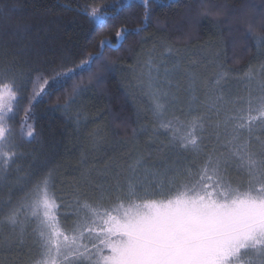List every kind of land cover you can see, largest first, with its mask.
I'll return each instance as SVG.
<instances>
[{
    "label": "snow or ice",
    "instance_id": "6c2138e0",
    "mask_svg": "<svg viewBox=\"0 0 264 264\" xmlns=\"http://www.w3.org/2000/svg\"><path fill=\"white\" fill-rule=\"evenodd\" d=\"M152 3L153 0H142L144 21H150ZM127 7L131 5L117 3L94 7L86 3L82 11L102 28L105 16L110 12L114 16ZM254 8V5H245L240 11L246 18L247 36L264 48V13H260V27L257 28L253 23L255 15L245 11ZM196 11L199 17H224L225 20L231 15L226 7L204 3L203 0ZM10 12L7 6L0 5V21L6 24ZM143 30L142 24L137 32ZM24 31L25 25H15L14 34ZM127 32V28L120 27L112 39H126ZM112 39L100 40L99 47L114 49ZM168 50L171 51V47ZM148 63L152 66L154 62L150 60ZM93 65L95 71H92ZM111 70V62L98 50L89 53L79 64L56 71L47 78L38 77L42 81L39 91L28 97V105L20 118L21 135H35L34 124L28 122L33 119L34 102H40L44 95L51 96L63 90V106L68 107L87 86L81 80L72 84L71 91H68L69 82L78 74L89 72L87 83L91 85L93 82L98 84ZM245 75L249 81L256 75L261 77L259 95L249 91L247 97L238 95L230 100L222 88L225 73H217L214 80L206 82L211 102L204 107L210 115H205L200 107L190 105L184 120L176 115L160 119V128L176 146L199 153L203 134L211 127L216 147L207 152V159L195 173L191 167L185 169L182 175H186L188 180L184 182L182 191H173L175 185L168 184L166 191L151 193L158 199H142L137 196L138 185L130 183L127 207L121 203L103 215L96 209H90L94 217L103 221L99 231L89 229V233H95L96 242L90 241L94 256L86 245L78 243L79 237H70L60 230L57 200L49 194L50 177L40 178L34 185L35 195L29 198V202L22 201L0 215V223L13 226L14 231L19 226L17 238L20 242L25 240L21 212L25 211L26 219L37 221L38 226L33 230L37 237L33 241L36 254L27 264H80L81 259L88 264H264V64L259 68L250 66ZM188 83L189 90L194 91V78H189ZM146 95L157 118L166 116L169 105L175 100L170 82L165 89L154 87L150 81ZM19 98V75L6 68L0 72V175H6L17 155L16 131L11 122L17 114ZM60 106L58 98L56 107ZM258 125L260 135L256 134ZM141 162L142 157L130 169L135 171ZM233 167L248 177L249 187L245 190L233 185L228 175ZM194 175L199 178L192 179ZM116 190L122 191L120 188ZM135 199L141 202L134 203ZM84 207L89 205L85 203ZM105 249L109 254H104Z\"/></svg>",
    "mask_w": 264,
    "mask_h": 264
},
{
    "label": "trees",
    "instance_id": "16d2710c",
    "mask_svg": "<svg viewBox=\"0 0 264 264\" xmlns=\"http://www.w3.org/2000/svg\"><path fill=\"white\" fill-rule=\"evenodd\" d=\"M203 2L224 6L231 15L227 20L224 17H199L196 9L201 0H153L150 21H144L142 0H130L131 7L116 12L114 16L111 12L105 16V26L101 28L82 11L83 6L86 3L93 6L123 4L122 0H0V5L11 10L7 23L0 21V72L7 68L19 75L20 98L16 102L17 114L11 122L16 134L20 132V118L28 105V97L39 91L42 81L38 77L47 78L56 71L79 64L89 53L98 50L103 52L112 67L98 84L88 85L90 73L87 71L70 81L69 92L72 84L81 80L87 86L68 107L63 106V90L51 96L44 95L40 102H34L31 120L35 135L29 140L16 137L21 155L13 164L18 169L11 168L0 180V215L28 199L40 178H52L57 169L73 160L81 169L74 175H80L88 182L91 176V183H99L101 178L96 170L88 169H104L102 173L108 180L115 178L128 183L133 180L138 184L158 179L162 172L158 168L165 164L167 167L173 163L177 166L176 159L182 149L180 152V147L170 142L165 134L140 136L141 131L150 130V125L158 127L155 118L154 121L149 114L152 110L142 107L133 89L135 81L131 71L146 43L158 41L165 48L176 51L213 46L219 70L225 73H245L259 56L264 60V48L247 36L245 22L242 28L241 24L239 27L234 23V18L246 19L240 11L243 6L254 5V9L245 11L255 15L253 23L259 28L264 0ZM17 23L26 26V31L19 35L14 34ZM142 24L144 30L137 32ZM120 27L128 29L127 38L116 41L112 38ZM105 38L112 39L114 49L99 47L100 40ZM92 71H95V65ZM58 98L60 107H56ZM93 137L98 139L100 146L95 158L87 145L78 141ZM150 141L153 145L148 146ZM167 144H171L172 149L162 147ZM130 147L132 149L125 155ZM163 154H166L165 164L162 163ZM141 157V164L132 171L130 166ZM55 189L53 196L57 200L59 217L65 209L64 200L68 199ZM142 198L159 197L149 195ZM35 254L36 250L30 256L23 254L16 259V252L0 250V264H20L21 257L24 259L22 264H27Z\"/></svg>",
    "mask_w": 264,
    "mask_h": 264
},
{
    "label": "rangeland",
    "instance_id": "374dc122",
    "mask_svg": "<svg viewBox=\"0 0 264 264\" xmlns=\"http://www.w3.org/2000/svg\"><path fill=\"white\" fill-rule=\"evenodd\" d=\"M132 1V0H131ZM134 1V0H133ZM123 4H128L130 0H122ZM100 7V6H94ZM93 23L97 24V21L91 18ZM245 19L234 18V23L243 27ZM261 55V53H259ZM153 61V65H149V61ZM261 64H264L262 56H259L254 63L251 65L253 67L259 68ZM220 65L215 56V49L213 46H200L197 47L194 51H169L162 43L158 41H148L144 48V52L140 54L135 66L133 67L131 73L135 81L134 93L138 101H140L142 107H147L150 111L152 110L150 98L146 95L148 91V84L151 81L154 87H163L167 89L169 87V82L171 83V91L175 94V100L168 107L167 114L164 117L157 118L153 113L152 119L155 118V123H158V129L156 125H150V130H144L140 132L142 137H156L160 134H165L164 130L161 129L160 119H170L173 115L180 116L181 120H184L188 116L189 106L195 108L200 107L201 111L205 115H210L207 109L204 107L205 104L210 103L208 97V88L206 87V82L209 80H214L217 73L221 72ZM167 70V75L165 72ZM245 73H225V79L222 82L223 93L228 96V98L234 99L236 96L247 97L249 91L253 95H259L262 86V80L259 75H256L251 81L246 78ZM189 78H194L195 86L194 91L189 90ZM193 97L195 101L193 102ZM215 97L213 96L212 99ZM181 111L184 112V115L181 116ZM154 117V118H153ZM33 123L32 120L28 121ZM79 126V125H78ZM257 135H260V126H257ZM169 139V135L165 134ZM16 137L23 138V140H29L31 137L22 136L19 132L16 134ZM78 141L84 143L89 148V152L95 158L100 152V146L98 139L88 138L86 141H83L82 138ZM17 148H16V158L20 157V147L16 139ZM148 146L153 145V142H148ZM166 146V147H165ZM162 146L165 148H171V144ZM178 147V146H177ZM216 147V138L213 135V129L208 127L203 134V142L201 144V151L199 153L189 149H182V153H179L176 162L177 166L175 167L174 163L169 167L166 166V154L162 157V163L165 165L162 166L161 176L152 181L151 183H134L133 180L131 184L138 185L137 196L146 197L151 195L153 191H166L168 184H174L175 187L173 191H182L184 190V182L188 180L186 175H182L185 172V169L191 167L193 173H195L199 166L207 159V152L211 151ZM179 148V147H178ZM132 147L128 148L124 153L127 155V152L130 151ZM15 160L11 163L10 168L7 173L13 169H18L14 167L13 164ZM155 169V168H154ZM157 168L155 170H158ZM81 169H78L77 162L75 160L65 167L57 169L53 177L49 178V194L53 196V189L56 188L62 196L66 197L68 200H64V211L62 215L58 217L57 221L59 223L60 230L68 236H77L79 237L78 243L80 245H86L88 247L89 253L94 256L95 250L91 247V242L95 241V233H89L90 228H96L99 231V226H102L103 221L99 217H94L90 209H96L101 215L106 210H112L121 203L127 207L128 206V190L129 184L128 181L120 182L115 178L113 180H108L104 173V169H88L89 171L96 170L98 175L101 178L99 183H91V176L89 177V182L81 179V176L78 175V172ZM122 170V169H118ZM154 170V171H155ZM6 173V175H7ZM77 173L76 175H74ZM228 175L231 178V181L234 186L239 185L241 190H245L249 187L248 177L244 174L238 173L236 169L230 168ZM5 175H0V180ZM132 178V176H131ZM198 176H193L192 179H198ZM190 183V181H189ZM159 185L160 187H155ZM117 188L122 189L116 190ZM147 193V195H146ZM70 194L73 197H68ZM35 195V189L31 190L28 199H25L24 202H29V198ZM122 197V199H121ZM144 199V198H142ZM134 203H140V199H135ZM85 203L89 205L88 208L84 207ZM30 211V210H29ZM58 212V206H57ZM20 220L23 222V227L25 229V240L20 242L17 238L19 233V226L13 230V226L8 224L0 223V250L5 251H14L16 252V259L21 255L25 254L27 256L32 255L35 252V247L33 241L37 239L34 229L37 228L38 224L35 219H26L25 211L21 212ZM72 230V231H67ZM66 231V232H65ZM68 232V233H67ZM62 240L63 237H60ZM83 251V248H81ZM104 254L107 255L108 250H104ZM18 255V256H17ZM0 255V259H1ZM23 257L20 258L22 264ZM80 264H88L86 260L81 259Z\"/></svg>",
    "mask_w": 264,
    "mask_h": 264
}]
</instances>
